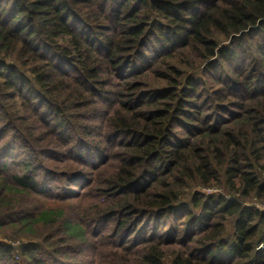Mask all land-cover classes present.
<instances>
[{
	"label": "trees",
	"instance_id": "obj_1",
	"mask_svg": "<svg viewBox=\"0 0 264 264\" xmlns=\"http://www.w3.org/2000/svg\"><path fill=\"white\" fill-rule=\"evenodd\" d=\"M12 38L43 66L26 86L0 62L5 88L53 109L64 158L78 155L91 172L64 188L88 208L51 237L64 248L47 264H264V210L248 203H264V0H0V51ZM134 78L162 85L138 92ZM64 90L73 109L53 97ZM73 110L91 122L76 130L60 118ZM3 159L4 218L20 217L15 197H62L42 183L34 158L11 169ZM223 181L228 195L183 200ZM38 214L20 224L55 227L64 216ZM25 248L28 263H46L39 245ZM0 261L15 264L9 245L0 243Z\"/></svg>",
	"mask_w": 264,
	"mask_h": 264
},
{
	"label": "rangeland",
	"instance_id": "obj_2",
	"mask_svg": "<svg viewBox=\"0 0 264 264\" xmlns=\"http://www.w3.org/2000/svg\"><path fill=\"white\" fill-rule=\"evenodd\" d=\"M222 40L228 43L226 39ZM24 44L15 38L9 40L0 51V62L6 63L7 65H15L16 71L19 72L20 75L25 76L22 80L23 84L26 86H30L31 84L35 86L37 76L36 72L41 69L43 63L26 54ZM175 63V60H170L168 65L173 66ZM163 71L166 73V69ZM186 71L190 72V70ZM149 76L153 77L154 80L157 79V75L154 73H150ZM26 77L28 81H26ZM4 79L5 75L0 77V139L5 137V139L0 142V161L7 155L6 159L8 161H12L9 165L11 169L15 164V161H18V159L34 158V162L41 163L43 165V168L39 169L42 183L47 185V187H58L56 190L58 193H55L62 197H15L13 200L17 203L19 202L20 204H18V207L23 209V211L19 213L20 217L18 218L16 215H13L9 219L4 218L3 211L1 210L4 206H0V220L7 223L6 227L0 229V243L9 245L13 249L15 264H44L42 261L38 263H28L27 258L22 257L23 250L26 249L25 247L32 244L39 245L40 252L45 254L38 256L37 259H44L46 262L45 264H47V259L50 253L53 256L50 259H53L54 251L56 249L64 248V244L57 240V238H61L63 235H60L58 232L63 225V221H70L71 218L76 217L78 206L82 211L88 208V202L82 204L83 202L71 201L72 198L63 196L64 188L77 185L82 180L86 182V174L78 173L91 172L89 167L83 168L81 166L78 161V155H76L77 159H75V157L74 159L64 158L65 156L69 157L68 155L63 156V154H66L67 152V148L65 146L66 142H64L62 138L56 137L51 131V127L53 128V125L55 124L52 121L54 116L50 115L53 112V109L49 110L46 105L42 106L40 109L41 104L38 101L39 97L34 98L26 94L23 96H17L15 92H13L14 90H7L3 84ZM154 80L151 79L150 81L145 78L130 79V81L134 82V84H140L141 87L138 92H149L156 88L157 83L158 85H162V82H155ZM112 89L118 90L116 87H113ZM210 89L212 88L207 87V91H210ZM213 90L217 91L215 90V87ZM64 93L65 90L61 95L53 97L62 105V108L73 109L71 104L77 105V100L71 98L69 92L66 94ZM36 110L40 111V117L33 116L34 113H36ZM73 113L76 114V118L74 119L71 116ZM73 113L70 111L67 116H61L60 118L69 119L73 124V128L76 130L79 129L78 127L80 125L82 127L83 125H88L91 122L90 120L84 121L81 116H78L81 115L79 113L82 112L73 110ZM49 122H51V124L49 128H46ZM79 133V131H72L71 138L74 140L75 138L79 139ZM53 153H59L60 155H55ZM43 154H49L55 158H51L50 156L39 157ZM84 163L85 162L83 161V164ZM68 173L71 175L67 176ZM261 178L264 179V174L261 175ZM57 183L61 184L57 185ZM226 189L227 187L224 181L222 186L218 189H204L200 186H196V188L189 191L186 190L187 192H184L183 200H189L191 194L196 192L204 193L207 196L219 193L228 195L229 192ZM73 192L77 193L78 190L74 189ZM10 201L11 198L5 199V202L8 205L10 204ZM248 203L253 206L258 204V206L264 210V203L256 198L251 199ZM75 207L76 209H74ZM50 209H53L56 213L64 215L60 220V226L56 225L55 227H51L42 224H34L32 227L26 229L20 224V219L29 211H32L33 214L36 215L38 213L49 211ZM227 223L228 232L232 235L234 226L232 219L228 220ZM52 236L57 238H51ZM46 241L48 244H45ZM85 256L88 255L86 254ZM50 259L49 262H52ZM0 264H6V262L0 261Z\"/></svg>",
	"mask_w": 264,
	"mask_h": 264
}]
</instances>
